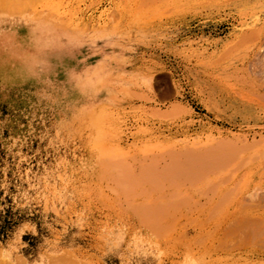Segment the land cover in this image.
<instances>
[{"label": "rangeland", "instance_id": "1", "mask_svg": "<svg viewBox=\"0 0 264 264\" xmlns=\"http://www.w3.org/2000/svg\"><path fill=\"white\" fill-rule=\"evenodd\" d=\"M0 2V264H264V0Z\"/></svg>", "mask_w": 264, "mask_h": 264}, {"label": "clouds", "instance_id": "2", "mask_svg": "<svg viewBox=\"0 0 264 264\" xmlns=\"http://www.w3.org/2000/svg\"><path fill=\"white\" fill-rule=\"evenodd\" d=\"M3 17H7V18H10V19H13L15 20V16L14 15H9L8 13H0V18H3ZM20 23H23L26 27L27 25L25 24V21L23 20V18H21L19 20ZM15 35H17V33H15ZM4 54L9 57V58H15V59H22V57L18 56V54L14 51H9L7 49H4ZM0 63H7L6 60H2L0 59ZM105 89V85L103 83H97L96 87H95V90H94V95H98L101 91H103ZM14 255V253H9V258H11V256Z\"/></svg>", "mask_w": 264, "mask_h": 264}, {"label": "bare ground", "instance_id": "3", "mask_svg": "<svg viewBox=\"0 0 264 264\" xmlns=\"http://www.w3.org/2000/svg\"><path fill=\"white\" fill-rule=\"evenodd\" d=\"M0 1H1V0H0ZM10 2H11V1H10ZM1 5H3L2 2H0V7H3V6H1ZM11 67H12V66H11ZM14 67H15V66H14ZM14 67H13V68H14ZM13 68H11V69H13ZM16 68H17V67H16ZM18 70H20V69L18 68ZM13 71H14V70H13ZM27 71H28V70H27ZM18 72H19V71H18ZM25 72H26V70H25ZM15 73H16V72H15ZM23 73H24V71H23ZM16 74H17V73H16ZM16 74H15V75H16ZM24 74H25V73H24ZM19 75H20V74H19ZM28 75H29V74H28ZM10 76H11V75H10Z\"/></svg>", "mask_w": 264, "mask_h": 264}]
</instances>
